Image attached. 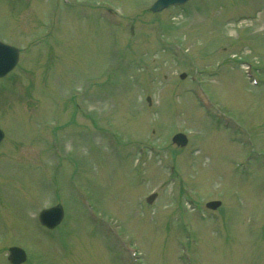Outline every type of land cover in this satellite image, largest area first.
<instances>
[{
  "label": "rangeland",
  "instance_id": "1",
  "mask_svg": "<svg viewBox=\"0 0 264 264\" xmlns=\"http://www.w3.org/2000/svg\"><path fill=\"white\" fill-rule=\"evenodd\" d=\"M71 1L56 30L49 0H0V39L22 59L0 78V264L11 245L27 251L20 264H189L182 225L198 236L190 264H264V0L157 13L108 0L126 15L108 26L102 0ZM199 80L237 134L204 112ZM178 131L189 144L171 141ZM245 133L259 153L248 162ZM55 203L63 224L41 229Z\"/></svg>",
  "mask_w": 264,
  "mask_h": 264
},
{
  "label": "water",
  "instance_id": "2",
  "mask_svg": "<svg viewBox=\"0 0 264 264\" xmlns=\"http://www.w3.org/2000/svg\"><path fill=\"white\" fill-rule=\"evenodd\" d=\"M170 1L172 0H159L156 1L153 6L151 7L152 10H158L160 9L162 6H165L166 4H168ZM175 1V0H173ZM178 1H182V0H178ZM16 49L8 46L4 43L0 42V74H2L3 72H5V70L10 67L14 61L17 58L16 55ZM2 60H5L4 63H1ZM0 138H1V132H0ZM212 204V205H211ZM210 205L213 207L217 204V202L215 203H211ZM61 209H56V208H52L49 211H44L43 212V216L41 217V219L44 221L43 217L45 219L49 218L50 213H53V215H58L60 217L61 215ZM59 211V212H58ZM59 217H56L55 220H58ZM53 224V222L51 223ZM11 261L17 262L20 260V256L17 254V251L15 249H10V255L8 257Z\"/></svg>",
  "mask_w": 264,
  "mask_h": 264
}]
</instances>
